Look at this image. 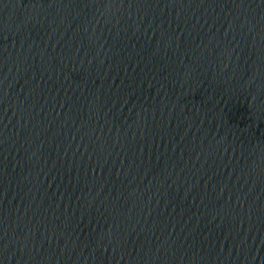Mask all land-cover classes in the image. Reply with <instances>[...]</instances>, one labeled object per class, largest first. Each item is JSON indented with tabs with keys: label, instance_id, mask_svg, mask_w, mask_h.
I'll return each mask as SVG.
<instances>
[{
	"label": "water",
	"instance_id": "water-1",
	"mask_svg": "<svg viewBox=\"0 0 264 264\" xmlns=\"http://www.w3.org/2000/svg\"><path fill=\"white\" fill-rule=\"evenodd\" d=\"M0 264H264V0H0Z\"/></svg>",
	"mask_w": 264,
	"mask_h": 264
}]
</instances>
